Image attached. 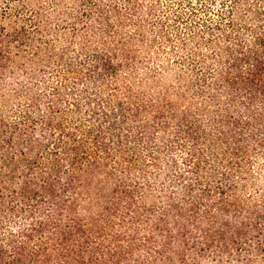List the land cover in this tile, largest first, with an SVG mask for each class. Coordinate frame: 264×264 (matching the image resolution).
Returning a JSON list of instances; mask_svg holds the SVG:
<instances>
[{
    "label": "trees",
    "instance_id": "trees-1",
    "mask_svg": "<svg viewBox=\"0 0 264 264\" xmlns=\"http://www.w3.org/2000/svg\"><path fill=\"white\" fill-rule=\"evenodd\" d=\"M0 264H264V0H0Z\"/></svg>",
    "mask_w": 264,
    "mask_h": 264
}]
</instances>
